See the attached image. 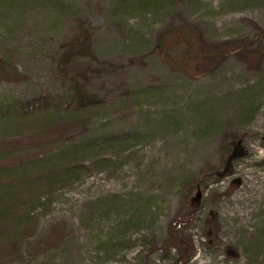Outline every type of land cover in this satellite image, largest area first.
Here are the masks:
<instances>
[{"label": "rangeland", "instance_id": "obj_1", "mask_svg": "<svg viewBox=\"0 0 264 264\" xmlns=\"http://www.w3.org/2000/svg\"><path fill=\"white\" fill-rule=\"evenodd\" d=\"M0 63V264H264V0H0Z\"/></svg>", "mask_w": 264, "mask_h": 264}, {"label": "trees", "instance_id": "obj_2", "mask_svg": "<svg viewBox=\"0 0 264 264\" xmlns=\"http://www.w3.org/2000/svg\"><path fill=\"white\" fill-rule=\"evenodd\" d=\"M189 46H191V44H189ZM187 50L189 53V57L194 58V60L204 61L205 59H207V56L204 57L205 51L202 48H200V46L198 49L195 50L189 48ZM227 50L229 49L226 48L225 51ZM196 51L201 52L200 57L197 56V54H194ZM2 67L3 66L0 63V69H2ZM93 108L94 105H86V104L84 105L78 99L70 100L65 95H55V96L46 97L44 99H37V100L32 99L24 102H14L7 106L6 111L13 112L19 115L20 118L18 120L20 121L21 126H23L24 123L32 124L30 123L29 120H32L33 123L40 124L41 126L50 124L52 122L51 118L42 119L37 117V114L39 112H44V111H51L55 116H58L59 119L62 120V122L68 125L78 126L82 122V117ZM4 117H6V119H13L9 115ZM36 120H39L40 123ZM234 150L235 149H232L231 153H234L235 152ZM237 152L240 153L241 151L237 150ZM237 152L235 154L239 157ZM232 155H231V159H233ZM37 188L38 190L41 189L40 187Z\"/></svg>", "mask_w": 264, "mask_h": 264}]
</instances>
